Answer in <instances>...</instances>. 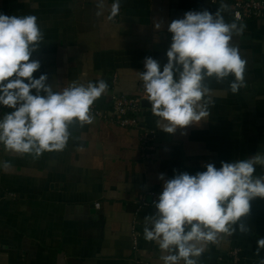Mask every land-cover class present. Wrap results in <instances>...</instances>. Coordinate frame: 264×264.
<instances>
[{"label":"crops","instance_id":"0c3cea01","mask_svg":"<svg viewBox=\"0 0 264 264\" xmlns=\"http://www.w3.org/2000/svg\"><path fill=\"white\" fill-rule=\"evenodd\" d=\"M112 3L0 0V13L37 17L43 40L31 57L41 63L34 76L46 73L55 91L98 79L108 85L94 102L103 115L91 114V124L70 125L62 151L33 158L0 146V161L10 164L0 170V264H161L164 253L143 235L144 217L155 212L152 202L162 190L159 175L195 174L207 163L220 167L222 161L264 153V18L237 21L231 1L210 0H120L118 15L111 17ZM218 9L227 23L244 25L231 43L247 62L246 86L233 94V77L206 80L213 93L208 117L175 134L158 127L150 102L142 104L141 128L115 123L111 94L146 99L138 74L145 58L161 67L167 63L168 24L188 11ZM145 132L160 133L150 136L155 148L149 156L142 151ZM255 175L264 176V168L258 166ZM143 199L150 205H142ZM243 222L248 232L224 235L198 264H264V248H257L264 238V200L252 201ZM233 248L240 249L237 261Z\"/></svg>","mask_w":264,"mask_h":264},{"label":"clouds","instance_id":"9594fccd","mask_svg":"<svg viewBox=\"0 0 264 264\" xmlns=\"http://www.w3.org/2000/svg\"><path fill=\"white\" fill-rule=\"evenodd\" d=\"M103 7V0H98ZM222 7H226L222 4ZM120 0H113L111 17L118 15ZM99 14V12H98ZM236 19L239 20L237 13ZM161 23L155 24L160 30ZM171 43L167 63L152 57L138 72L158 127L175 134L189 126H200L209 115L212 90L205 83L229 77L233 94L245 87L246 60L233 46V35H242L243 24L227 23L220 9L188 11L168 24ZM43 40L35 15L0 13V145L9 153L38 158L45 152L62 151L71 136L70 125L91 124V107L108 89L103 80L73 83L55 91L33 53ZM264 153L220 167L207 163L195 174L176 172L172 178L161 173L162 190L152 202L155 212L144 217L143 235L162 253L161 264H198L210 244L237 229L246 233L243 219L250 216L252 201L264 200ZM10 164L0 161V170ZM264 248V238L257 240Z\"/></svg>","mask_w":264,"mask_h":264},{"label":"built area","instance_id":"2783aa9c","mask_svg":"<svg viewBox=\"0 0 264 264\" xmlns=\"http://www.w3.org/2000/svg\"><path fill=\"white\" fill-rule=\"evenodd\" d=\"M212 3L231 1L232 18L236 19L237 13L239 14V20L244 21L249 19H261L264 18V0H210ZM142 99L137 95H130L121 92H113L111 94V107H112V119L121 127L125 128H141L140 117L143 113ZM10 111L7 108L0 107V115ZM91 114L102 116L103 113L99 107L95 104L91 107ZM151 137L149 133L145 132L141 134L142 151L145 156H149L154 145L150 142ZM2 146V145H0ZM142 205H150L147 199H143ZM97 207H100V203H96ZM134 245H137V231H132ZM239 248H233L230 250V255L235 261L239 258Z\"/></svg>","mask_w":264,"mask_h":264},{"label":"water","instance_id":"95a60500","mask_svg":"<svg viewBox=\"0 0 264 264\" xmlns=\"http://www.w3.org/2000/svg\"><path fill=\"white\" fill-rule=\"evenodd\" d=\"M141 103L145 104V103H149V101H147L146 99H142ZM158 134L160 133L159 132L150 133V136L154 137V136H157Z\"/></svg>","mask_w":264,"mask_h":264}]
</instances>
